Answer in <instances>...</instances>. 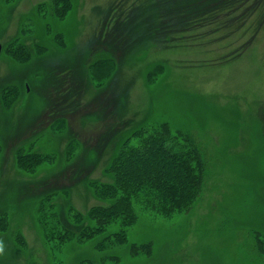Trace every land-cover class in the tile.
<instances>
[{
    "label": "rangeland",
    "instance_id": "1",
    "mask_svg": "<svg viewBox=\"0 0 264 264\" xmlns=\"http://www.w3.org/2000/svg\"><path fill=\"white\" fill-rule=\"evenodd\" d=\"M0 46V264H264V0H0ZM160 124L202 162L194 196L79 237L112 202L91 184Z\"/></svg>",
    "mask_w": 264,
    "mask_h": 264
},
{
    "label": "trees",
    "instance_id": "2",
    "mask_svg": "<svg viewBox=\"0 0 264 264\" xmlns=\"http://www.w3.org/2000/svg\"><path fill=\"white\" fill-rule=\"evenodd\" d=\"M149 134L154 137H148ZM167 134L165 124L143 127L131 132L105 170L110 181H95L91 184L97 196L112 202L105 207H90L87 216L95 225L86 226L79 237L91 239L96 234L106 232L110 225L118 224L120 230L108 233L105 237L123 240L125 228L135 219L132 202L136 201L139 195L142 200L150 201L148 195L149 192L152 193L155 202L151 205L160 215L170 210L175 211L177 206L180 208L194 196L202 177V162L198 157L197 160L190 159L187 153L174 149L171 145L174 136L167 137ZM40 156L37 153L31 157L22 156V159L17 158V165L21 170L33 172L43 162ZM138 199L141 201L140 197ZM49 200V196L40 200V210L43 209L44 202L49 205ZM7 218L6 214L0 215V230L7 227Z\"/></svg>",
    "mask_w": 264,
    "mask_h": 264
},
{
    "label": "clouds",
    "instance_id": "3",
    "mask_svg": "<svg viewBox=\"0 0 264 264\" xmlns=\"http://www.w3.org/2000/svg\"><path fill=\"white\" fill-rule=\"evenodd\" d=\"M4 252V244L2 241H0V254H3Z\"/></svg>",
    "mask_w": 264,
    "mask_h": 264
},
{
    "label": "flooded vegetation",
    "instance_id": "4",
    "mask_svg": "<svg viewBox=\"0 0 264 264\" xmlns=\"http://www.w3.org/2000/svg\"><path fill=\"white\" fill-rule=\"evenodd\" d=\"M0 48H1V46H0Z\"/></svg>",
    "mask_w": 264,
    "mask_h": 264
}]
</instances>
